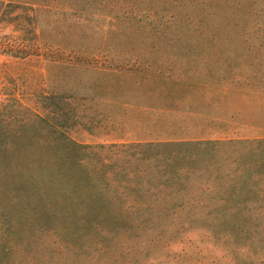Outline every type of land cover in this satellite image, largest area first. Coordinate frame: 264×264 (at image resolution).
Returning a JSON list of instances; mask_svg holds the SVG:
<instances>
[{
  "label": "rangeland",
  "instance_id": "rangeland-1",
  "mask_svg": "<svg viewBox=\"0 0 264 264\" xmlns=\"http://www.w3.org/2000/svg\"><path fill=\"white\" fill-rule=\"evenodd\" d=\"M85 1L93 19L39 14L35 34L30 12L0 16V264H264V0H180L184 45L134 30L162 0ZM70 23L92 30L78 54L132 72L94 98L59 78V134L33 112Z\"/></svg>",
  "mask_w": 264,
  "mask_h": 264
},
{
  "label": "trees",
  "instance_id": "trees-1",
  "mask_svg": "<svg viewBox=\"0 0 264 264\" xmlns=\"http://www.w3.org/2000/svg\"><path fill=\"white\" fill-rule=\"evenodd\" d=\"M60 1L64 3V0H0V16L4 17L7 16L6 14L12 13L15 10H19L21 12H30L31 16H28L30 18L29 25L34 29L35 31L39 30L37 22V18L39 17V14L46 15V13H52V14H58L60 15L61 19L64 21L66 20H72L78 24H83L84 21L87 19L91 20L93 19L92 14H83L82 8L84 6L80 5L81 3H87L89 1L85 0H68V4H60ZM163 2H166L167 5H169L167 8V13L162 16H157L155 10H144L146 11L145 20L141 23L134 24V30L138 29L141 32H144L146 36H152L156 35V37H159L162 42H157L155 45H184L182 43H170L171 40L176 38L175 29L174 27L176 24H178L179 16H177V10H180L179 8L183 5L180 0H162ZM61 2V3H62ZM58 3L60 5H58ZM89 4V3H87ZM181 14V13H180ZM19 16L15 15L14 18H17ZM189 19H193L194 16H192L191 13H187V16H185ZM43 19V18H40ZM76 23H70L69 26L65 28V31L67 35L61 39V42L59 44H55L57 47H61L64 50H68V53H65L64 51H55V55H51L49 57V62L57 68V72L55 73V76L53 75V79H56L57 85L53 86V91L49 93H41L38 95L37 100L40 101V106L45 111L43 114L39 115L35 112L33 114L39 119V122L41 124H44L52 130H55L57 133H63L64 128L68 127V107L69 100L71 97H66L64 95L65 91L63 89L62 84H59L58 80L62 77L66 79L71 80V82L75 81L76 85H79L81 90L83 89H90L91 96L94 98L95 91L98 90L101 94L106 92V79L112 77L113 75H120V74H129L132 72V70L129 69V67L124 66H115L114 64H107L105 66H98L99 62V54H90V55H84V54H78L77 50H80V47H83L85 50L88 45L82 44L86 40H92L91 37H93L91 29H88L84 32L78 33L77 30H80V27L76 25ZM112 25V24H111ZM142 25V26H141ZM258 26V27H257ZM43 27L45 25L43 24ZM141 27L145 29V31L141 30ZM258 28L262 33H264V20L258 16V19L255 20L253 24V28ZM105 30L104 28H102ZM156 29L160 31V35L156 34ZM257 29V30H258ZM99 30V29H98ZM96 30V31H98ZM147 30V31H146ZM53 29L51 27L50 32H52ZM103 33V44H100L98 47L99 50H102V48L105 46V40L106 38H109L107 35V31H104ZM40 37V33H38ZM162 34V37H160ZM71 37V38H70ZM148 39H151L150 37ZM168 41H164V40ZM75 41L79 42V44H76ZM164 41V42H163ZM22 40H20V43ZM256 43H262L261 40L256 39ZM19 49H22L19 48ZM108 55L106 54L105 57ZM52 57V58H51ZM103 56H101L102 58ZM81 72H91L93 76L102 77V79L95 83H88L87 80H80L77 76ZM65 75V76H64ZM112 75V76H111ZM77 78V80L75 79ZM62 78V79H63ZM83 82V83H82ZM82 83V85H81ZM97 94V91H96ZM102 94V95H103ZM100 96V95H99ZM103 99H107L108 107L106 110H108L109 115H111L110 111L114 106H120L123 110H125V107L128 105L135 106V104H129L127 102H120L117 101L114 96H101ZM92 100V99H89ZM102 106V105H101ZM99 108V107H98ZM59 133V134H60Z\"/></svg>",
  "mask_w": 264,
  "mask_h": 264
}]
</instances>
